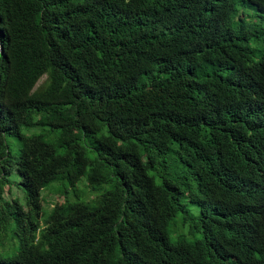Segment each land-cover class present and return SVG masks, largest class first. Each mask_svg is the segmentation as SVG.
<instances>
[{"label":"trees","instance_id":"obj_1","mask_svg":"<svg viewBox=\"0 0 264 264\" xmlns=\"http://www.w3.org/2000/svg\"><path fill=\"white\" fill-rule=\"evenodd\" d=\"M0 264H264V0H0Z\"/></svg>","mask_w":264,"mask_h":264},{"label":"rangeland","instance_id":"obj_2","mask_svg":"<svg viewBox=\"0 0 264 264\" xmlns=\"http://www.w3.org/2000/svg\"><path fill=\"white\" fill-rule=\"evenodd\" d=\"M43 128H41L40 126H22V131L25 132V133H34V132H39L41 131ZM10 145H11V149L13 152L16 151V148H17V144L15 142L14 139L10 138ZM14 181H19V176L17 175V177H14ZM83 181H84V178H82V180H80L78 183H77V188L78 189H81L82 188V185H83ZM57 184L56 182H53L52 184H50L49 186L45 187L42 189V194H43V190L52 186V185H55ZM104 187H108L106 185H101L99 187V189L96 191L97 193L96 194H99L101 193V190L104 188ZM14 188L16 189L15 191V196H19L20 197V200L23 201V191L20 190L18 191L16 185H14ZM44 195H45V198L48 202V205L49 206H52L54 204L55 201H60L63 196L62 195H58V194H54L53 192H50L51 190L47 189V190H44ZM71 193H74V192H71ZM72 198H76L75 196H72ZM80 199H83V195L79 196Z\"/></svg>","mask_w":264,"mask_h":264}]
</instances>
